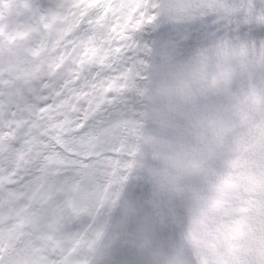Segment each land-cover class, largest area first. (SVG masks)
Listing matches in <instances>:
<instances>
[{
    "label": "snow or ice",
    "instance_id": "snow-or-ice-1",
    "mask_svg": "<svg viewBox=\"0 0 264 264\" xmlns=\"http://www.w3.org/2000/svg\"><path fill=\"white\" fill-rule=\"evenodd\" d=\"M155 0H17L0 7V264H92L96 220L120 201L144 119L124 64ZM212 4H176L190 15ZM228 10L227 5H221ZM264 23V11L249 16ZM230 184L214 220L227 238L264 216V175ZM92 223L65 230L81 216Z\"/></svg>",
    "mask_w": 264,
    "mask_h": 264
},
{
    "label": "clouds",
    "instance_id": "clouds-1",
    "mask_svg": "<svg viewBox=\"0 0 264 264\" xmlns=\"http://www.w3.org/2000/svg\"><path fill=\"white\" fill-rule=\"evenodd\" d=\"M264 66V44L223 45L168 57L142 69L134 81L144 122L172 128L171 137L145 128L140 151L150 150L151 194L125 201L116 223L97 225L104 246L134 249L140 264H264V216L255 215L227 238L218 230L213 204L229 198L230 184L264 175V88L232 90L238 71ZM226 97L214 108L204 97ZM109 205L108 209L117 206ZM179 237L193 260L177 246Z\"/></svg>",
    "mask_w": 264,
    "mask_h": 264
},
{
    "label": "water",
    "instance_id": "water-1",
    "mask_svg": "<svg viewBox=\"0 0 264 264\" xmlns=\"http://www.w3.org/2000/svg\"><path fill=\"white\" fill-rule=\"evenodd\" d=\"M182 3L212 4L214 7L197 10L190 15L170 13V10H175L174 5ZM160 5V23L155 39L157 56L155 55L150 65L168 57L182 58L194 51L217 46L247 44L259 48L264 44V23L248 18L258 16L264 10V0H160ZM221 5H227L228 10L225 11ZM231 87L233 91L250 87L264 88V66H257L250 71H238ZM226 102V97L209 96L202 98L200 105L214 108ZM152 124L154 127L150 126L148 131L155 135L171 137L174 134L175 130L172 128L165 129L154 122ZM142 155L146 165L155 166L158 163L152 159L150 150L144 149ZM133 169L129 188L121 199L122 206L125 201L144 200L152 191V180L147 167L138 166ZM121 216L122 214H116L114 223ZM176 242L182 250H187L184 254H190L189 260H193L187 245L181 239ZM103 243L100 256L92 257L95 259L94 264H140L136 251L131 247L110 246L107 238Z\"/></svg>",
    "mask_w": 264,
    "mask_h": 264
},
{
    "label": "bare ground",
    "instance_id": "bare-ground-1",
    "mask_svg": "<svg viewBox=\"0 0 264 264\" xmlns=\"http://www.w3.org/2000/svg\"><path fill=\"white\" fill-rule=\"evenodd\" d=\"M155 2L160 4V0H155ZM262 11H264V10H261L260 12H262ZM170 13L171 14H175V15L181 14V13H178L176 10H170ZM159 23H160V11L157 14V18H156L155 21L150 22V23H145V24H143V26H141V32L143 34V40L145 41V44H144V41L141 42L140 48H138V51L136 53H134L133 62L131 64H140V62L143 61V62H145L146 66H150V64L152 63L153 58L155 57V55L157 56V52L155 53V39H157V28H158ZM136 61L138 63H136ZM150 126L154 127V125L152 124L151 121L145 122V128L147 130H149ZM142 156L143 155L141 153H138L137 156H136V160L137 161L143 160ZM136 167H138V165H136L134 168H136ZM133 172H134V169H133ZM133 172L131 170V172L129 174L128 180L125 183L124 192L122 194L121 199L123 198V196L126 195V190L129 188V184H130L129 179L132 176ZM121 199H120V201H119V203L117 204L116 207H114L112 209H107L105 211L104 217H103V219L101 220L100 223H102L105 219H110V221L112 223H114L115 215L116 214L117 215L123 214V206H122ZM176 240L179 241L180 238L177 237ZM101 250H102V248L94 256L95 257H97V255L100 256ZM125 251H127V250L125 249ZM186 251L187 250H183L184 253H186ZM184 255H185L186 259H189V257H190L189 253L188 254H184ZM94 260L92 259V264H94L93 263Z\"/></svg>",
    "mask_w": 264,
    "mask_h": 264
},
{
    "label": "rangeland",
    "instance_id": "rangeland-1",
    "mask_svg": "<svg viewBox=\"0 0 264 264\" xmlns=\"http://www.w3.org/2000/svg\"><path fill=\"white\" fill-rule=\"evenodd\" d=\"M17 0H0V7H3L6 3L15 4ZM23 2V0H21ZM143 26V25H142ZM143 40V34L141 32V27L132 33L130 43L132 47L130 50H127V54L123 58L124 64H131L133 62L134 53L138 51V48L141 46ZM145 44V41H144ZM105 213V212H104ZM104 213L101 217L97 218L96 224L98 225L104 217ZM92 223V218L84 215L79 219L67 221L65 224V230L69 232H79Z\"/></svg>",
    "mask_w": 264,
    "mask_h": 264
}]
</instances>
